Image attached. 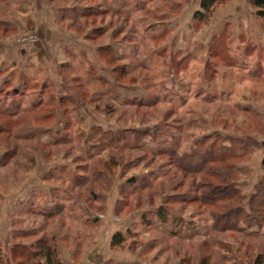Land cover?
Instances as JSON below:
<instances>
[{"label": "rangeland", "instance_id": "374dc122", "mask_svg": "<svg viewBox=\"0 0 264 264\" xmlns=\"http://www.w3.org/2000/svg\"><path fill=\"white\" fill-rule=\"evenodd\" d=\"M230 1L200 20L199 0H0V264H28L18 253L43 238L80 264L264 256V22ZM220 154L213 169L243 196L238 225L253 236L214 232L222 211L201 201ZM43 181L67 192L52 201L75 220L40 215L51 197L26 198Z\"/></svg>", "mask_w": 264, "mask_h": 264}, {"label": "trees", "instance_id": "16d2710c", "mask_svg": "<svg viewBox=\"0 0 264 264\" xmlns=\"http://www.w3.org/2000/svg\"><path fill=\"white\" fill-rule=\"evenodd\" d=\"M249 1L252 3L253 7L256 9V14L258 18L264 22V0H249ZM223 3H225V0H202V4H201L202 10L196 15V18L200 20H207V19L210 20V18L214 15L215 9ZM41 105H43V102L39 100L38 103H35L32 106L31 110L29 111L24 110L22 114H25V113L30 114L36 111L37 109L39 110V106ZM3 116L11 117L8 115H3ZM108 144H112V140L111 142H108ZM205 155H206L205 157H209L208 154H205ZM232 158H237V157H232ZM225 161H227V156L224 154L214 155V156L210 155L208 166H206L203 169L205 171L204 173L207 176L206 179H209L207 181L208 184H206V189L211 190V193L204 195V198H203L204 202L203 200L201 201L202 203L209 204L211 206L218 205V207H220V209L219 208L218 209L222 211L220 213L213 212L212 214L214 215V218L216 220L214 232L224 233L225 231L234 230L242 234L246 233V236L248 237L253 236L254 235L253 232L249 233L244 228H239V225H238V221L241 219L243 215V212L241 210L242 205L240 204V200H243V196L241 195V193H239V191L236 189L234 184H230V181L228 180L229 179L228 176H224L223 173L219 171L216 172L213 169L214 164H219V163L221 164V163H224ZM179 168L181 169L182 167L179 165ZM203 169H200V171L201 170L203 171ZM182 170H184V168H182ZM94 172L97 173L96 175L100 173L99 176L105 175L103 174L104 172L99 171V170H96ZM210 180L211 182H209ZM214 182H218L220 186L225 187V190L221 191L220 195L216 193V191H220V189H214L213 187ZM90 197L92 198V200H95L96 198L95 195L92 193L90 194ZM260 200L262 201V205H263L264 195L261 196ZM221 203H224V204H221ZM255 203L256 201L253 200L251 202L252 206ZM237 204L239 205L237 206V209H236L234 208V206ZM67 208H68L67 206L57 202L56 206L51 207V208H45L46 210H43L44 212H41L40 215H43L46 219H56V218L63 219V220H65L66 218L73 219L72 217L68 216ZM158 216L159 218H161L164 216V214H161L160 216V213H159ZM96 221H97L96 219H92L89 217L87 221L85 222V225L87 223L95 224ZM258 225L261 226V222ZM126 239H127V236H124L123 234L118 233L113 237L112 246L118 247L122 245ZM59 255H60V252L58 251L57 244L52 240L49 241V240H45L44 238L39 240V242L35 244L34 246H30V250L29 248L25 247L23 248L22 253L20 254L18 253V256L21 257L22 261L25 260L28 264L29 263L30 264H61L59 260ZM254 264H264V256L262 255L257 256L254 261Z\"/></svg>", "mask_w": 264, "mask_h": 264}, {"label": "crops", "instance_id": "0c3cea01", "mask_svg": "<svg viewBox=\"0 0 264 264\" xmlns=\"http://www.w3.org/2000/svg\"><path fill=\"white\" fill-rule=\"evenodd\" d=\"M243 1L244 0H231L230 1V3L227 5V7H226V9H228V8H232V10L234 9H239L240 8V6L242 5V3H243ZM199 4H200V7H201V4H202V0H199ZM231 10V11H232ZM220 13H217L216 14V18L218 19V21L220 20L221 22H224L225 24L226 23H229L230 24V21H228V20H226L225 21V19H224V16H223V14H222V16L221 15H219ZM219 21V22H220ZM224 24V25H225ZM224 25L222 26V27H224ZM228 24H226V26H227ZM25 56H27V55H25ZM38 61L40 62L41 61V59L40 58H38ZM38 62V63H39ZM32 63H33V65H35L34 64V60L32 61ZM37 63V64H38ZM33 68L36 70L35 72H33V73H36L37 75H38V77L39 76H41V74H42V72H43V68H44V66H39L38 68H36V67H34L33 66ZM21 70V69H20ZM20 70H18V71H20ZM27 71H28V74L30 75H35V74H33L32 73V70L30 69V68H28V69H26ZM26 111H29V110H31V108H29V106L25 109ZM56 130V129H55ZM59 131H61V130H59ZM58 132V130H56V134H59V132ZM40 140V139H39ZM54 143V141L50 144V143H47V144H49V145H52ZM58 166H60V165H58ZM55 166H53V168H52V170L49 172L50 174H46L45 175V177L47 176V177H49V179H52V178H55V177H60V176H56V174H54V172H52L55 168H54ZM63 171L65 170V168H63L62 169ZM65 175V174H64ZM62 176V175H61ZM56 179V178H55ZM42 180H44V179H42ZM54 180V179H53ZM62 180H64V179H62ZM47 181H48V179H47ZM43 184H41V185H46L47 186V191L46 192H41V191H38V190H30L31 188H32V186L30 187V189L27 191V193H26V198H30V197H32V199L34 200V201H38V202H40L44 197H46L48 200H49V202H50V198L49 197H51V202H52V206L51 207H54V206H56V203L54 202V201H52V200H55L52 196H54L53 194H54V191H56L57 190V198H66L65 197V195L67 194V192H64L62 195L61 194H58L59 192H61V191H58V190H60V186L58 187V186H55V185H53V184H50V182H48V183H45L44 181L42 182ZM48 186L50 187V188H48ZM35 187V186H34ZM58 187V188H57ZM38 195V196H37ZM30 196V197H29ZM42 198V199H41ZM67 201V200H66ZM70 202H68V205H70L69 204ZM68 213H70V212H72V210L74 209L73 208V206L71 207V206H69L68 208ZM108 214H112V212L110 211V212H108ZM134 220H130L129 222V225H128V227L130 226V225H132V223H135V222H133ZM126 228H127V225H126ZM129 229V228H128ZM100 237H101V234L100 235H98V238H97V241H96V243H98V240H100ZM108 248L110 249V242H109V240H108ZM109 249H108V251H109ZM76 255L75 256H72L70 253H68V252H65L64 254H63V256H62V258L60 259L61 260V262H62V264H80V262L78 263L77 261H76ZM100 257L101 256H98V258L96 259V260H94V264H102V262L100 261ZM102 258V257H101ZM117 261V260H116ZM96 262V263H95Z\"/></svg>", "mask_w": 264, "mask_h": 264}, {"label": "water", "instance_id": "95a60500", "mask_svg": "<svg viewBox=\"0 0 264 264\" xmlns=\"http://www.w3.org/2000/svg\"><path fill=\"white\" fill-rule=\"evenodd\" d=\"M263 146H264V144H263ZM263 165H264V159H263Z\"/></svg>", "mask_w": 264, "mask_h": 264}]
</instances>
